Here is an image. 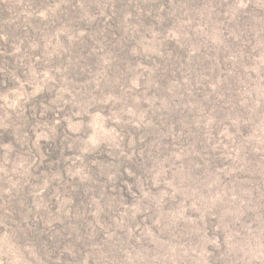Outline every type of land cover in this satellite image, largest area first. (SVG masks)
Instances as JSON below:
<instances>
[{
  "label": "rangeland",
  "instance_id": "1",
  "mask_svg": "<svg viewBox=\"0 0 264 264\" xmlns=\"http://www.w3.org/2000/svg\"><path fill=\"white\" fill-rule=\"evenodd\" d=\"M168 2L121 17L123 71L74 79L53 57L2 93L0 125L29 126L33 154L2 146L0 264H264V0ZM68 21L43 31L49 55L83 36ZM39 221L60 249L32 240Z\"/></svg>",
  "mask_w": 264,
  "mask_h": 264
},
{
  "label": "trees",
  "instance_id": "2",
  "mask_svg": "<svg viewBox=\"0 0 264 264\" xmlns=\"http://www.w3.org/2000/svg\"><path fill=\"white\" fill-rule=\"evenodd\" d=\"M168 1L21 0L20 2L19 0H0V100L2 93L15 88L17 82L19 83L23 79L28 81L33 67L39 68V66L50 64L53 57L54 63L63 61L65 65L70 66L72 73L69 74L75 76L74 79H93L96 75L95 70L102 64L123 71L119 66L133 63L137 55L131 50L135 39L129 34L127 35L121 27L119 23L121 17L127 12L131 15L127 20H124V23L128 20L131 23L144 22L141 19H147L153 11H158V6L167 8ZM148 3L150 13L145 10ZM40 8H52L56 17L50 14L46 18L37 16V10ZM67 21L73 28L83 31L81 38L84 37L85 40L80 38L67 41V37L61 35V41L67 44L62 47L59 55L56 53L49 55L47 49L42 45L43 31L49 24L51 27L61 23L67 25L65 23ZM105 54H109V56L104 57ZM171 72L169 71L168 74ZM45 101L44 93L35 98L36 103ZM46 110L48 112L43 115L46 118L54 113L52 106ZM22 116L28 125L34 124L31 110H26V112L24 110ZM22 129L24 137H19L21 129L18 132L13 125H0V157L5 151L2 146L6 141L16 145L17 151L24 150L30 155L33 154L32 144L29 141L32 135L31 130L26 125ZM19 138H23V141L17 143ZM61 138L62 134L59 133L53 140L40 144L42 158H44L43 164L39 166L41 169H47L50 166L48 160L53 161L60 158ZM9 154L12 155V151ZM58 166L60 165L58 164ZM29 220L35 221L34 213L29 217ZM40 224V221L33 224L36 228H32L30 232L36 238H32V240L47 247L56 246L60 249L66 237L64 233L59 234L60 237L56 238L50 230L41 227ZM36 229L39 231L36 232Z\"/></svg>",
  "mask_w": 264,
  "mask_h": 264
}]
</instances>
